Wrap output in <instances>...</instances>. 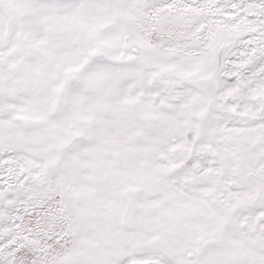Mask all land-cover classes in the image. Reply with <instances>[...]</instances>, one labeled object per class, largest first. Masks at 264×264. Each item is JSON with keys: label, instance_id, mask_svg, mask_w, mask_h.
<instances>
[{"label": "snow or ice", "instance_id": "1", "mask_svg": "<svg viewBox=\"0 0 264 264\" xmlns=\"http://www.w3.org/2000/svg\"><path fill=\"white\" fill-rule=\"evenodd\" d=\"M0 264H264V0H0Z\"/></svg>", "mask_w": 264, "mask_h": 264}]
</instances>
